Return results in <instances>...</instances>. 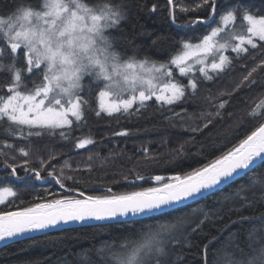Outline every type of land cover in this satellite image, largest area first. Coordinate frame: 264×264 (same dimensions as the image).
Masks as SVG:
<instances>
[{
  "label": "snow or ice",
  "instance_id": "obj_1",
  "mask_svg": "<svg viewBox=\"0 0 264 264\" xmlns=\"http://www.w3.org/2000/svg\"><path fill=\"white\" fill-rule=\"evenodd\" d=\"M166 5L172 24H176L179 8L184 15L202 13L189 19L187 24L208 29L195 44L171 36L156 37L152 47L169 52L167 61L153 60L146 54L141 56L140 47L133 44L134 37H117L108 31H123L119 25L128 18L130 4L127 0H17L7 13L0 11V126L7 125L4 132L9 136L17 133L23 136L26 128L24 138L27 139L55 135L59 130L61 139L70 140L73 126L86 123L85 108L95 111L97 116L102 113L132 115L147 108V102L153 98L161 106H172L181 103L189 89L195 95L197 80L189 77L186 85L181 83L175 78L174 70H169L171 65L181 76H188L189 62L195 58V63L202 65L199 71L203 78L212 80L207 68L218 74L230 67L233 59H240L251 50L264 52V0H259L258 11L252 10L255 4H245L243 0H234L229 5L222 0H195L193 5L187 6L183 0H166ZM157 7L153 4L151 12H157ZM211 24L216 26L211 27ZM122 43L131 48V55L120 50ZM225 52L236 56L224 55ZM209 56L210 63L207 62ZM259 69H264V59L250 69L244 66L247 74L227 95L232 96L243 88L264 86V77L257 80L255 76ZM93 101L98 102L95 109L91 107ZM227 104L228 100H222L215 105V113H201L206 122L191 131L203 132L216 117L223 118L222 110ZM175 115L179 117L181 113ZM248 115L261 122L231 147L221 149L219 155L183 175L145 177L137 173L135 180L148 179L154 186L119 195L84 197L81 192L83 199L65 196L15 211L0 210V241L70 222L109 221L123 227L120 218L131 217L126 222L127 233L112 243L105 241L99 248L93 246L88 250L101 257V264H185L188 255L185 249L193 247L197 251L192 255L199 264H264V223L243 233L231 232L219 247H212L232 224L264 219V212L239 215L242 208L264 202V100ZM113 134L127 136L129 133L122 130ZM94 143L89 135L77 138L74 146L84 149ZM0 144L3 166L11 169L10 175L16 176L18 166L9 163V159L14 161L16 157H9L4 150L13 146L7 140ZM18 151L23 157L29 156V151L23 147ZM143 151L148 158V149ZM173 151L179 155L169 163L188 158L183 145ZM54 158L50 155L48 161L40 159V169L32 167L29 159H24L19 166L24 167L26 173H33L37 180L44 179L41 171L50 167L47 177L64 189L63 167L68 165L65 162L58 174L56 166L51 164ZM241 173L252 174L248 183L238 186L233 194L222 193L216 201L219 207L214 210L198 207L155 223L136 219L153 213L167 217L165 209L208 196L213 189L233 182ZM124 179L129 180V177L124 176ZM107 191L111 193L112 189ZM10 195H15L12 188H0V204ZM225 206L228 213L238 214L236 218L229 215L228 221L217 229V235L205 232L206 223L223 220ZM136 225H140L139 229ZM197 234L206 240L194 245L192 237ZM84 259L87 264H97L90 257Z\"/></svg>",
  "mask_w": 264,
  "mask_h": 264
},
{
  "label": "trees",
  "instance_id": "obj_2",
  "mask_svg": "<svg viewBox=\"0 0 264 264\" xmlns=\"http://www.w3.org/2000/svg\"><path fill=\"white\" fill-rule=\"evenodd\" d=\"M16 2L17 0H0V11L7 13L15 7ZM127 2L130 4L128 18L121 21L119 25V29L123 31L118 29H109L108 31L117 37H134L133 44L140 47L141 56L146 54L153 60L167 61L169 52L157 51L152 47V41L156 37L171 36L175 40L186 39L195 44L208 31L204 26H189L187 24L189 19H195L202 13L189 12L184 15L179 12V8L176 9V24H172L166 0H127ZM194 2L195 0H183L186 6L193 5ZM222 2L229 5L234 3V0H222ZM243 2L255 4L256 7L252 9L253 11L260 9L259 0H243ZM153 4L158 6L155 13L151 12ZM215 26V24H211V27ZM141 32L151 33V35H141ZM120 50L127 51L128 55L132 54L131 48L127 44L122 43ZM226 55L236 56L233 52H228ZM252 57H255V60ZM261 59H264V52L251 50L248 54L242 55L240 59H233L231 66L223 72L217 74L209 70L208 74L213 77L212 80L204 79L203 74H199V71L192 72V78L196 79L198 83L196 93L192 95L189 89L184 100L176 105L164 104L161 106L160 103L154 102L155 98H153L152 101L147 102L149 106L141 109L138 113L132 115L117 113L112 116L104 113L97 116L95 111L85 108L86 123L80 127L73 126L70 140L61 139L58 134L59 130L55 135L45 134L41 138L25 139L28 131L25 128L23 136L19 133L9 136L4 132L7 125L0 126V142L7 140L13 146L11 149L4 150L8 152L9 157H16L14 161L9 159V163L18 166L17 175H10L11 169L3 166L4 157L0 156V188L10 187L15 193V195L6 197L5 202L0 204V210L15 211L29 207L34 203L65 196L83 199L89 195H119L139 191L154 186V182L148 179L135 180L134 177L137 173L145 177L170 176L177 173L183 175V173L206 163L219 155L221 149L231 147L238 142L243 138L245 132L250 131L261 122L259 119H250L248 113L261 100H264V86H253L251 90L243 88L232 96L227 95L233 92L243 76L247 74L244 66L250 69ZM174 67L171 65L170 69ZM255 76L257 80L264 77V69H259ZM177 79L185 85L188 82L187 76ZM222 100H228V104L222 110L223 118L216 117L212 125L203 132H192L189 126L202 127L206 122V119H201V113H215L217 111L215 105ZM97 106L98 102L93 101L91 107L95 109ZM170 108L171 110H169ZM175 113H181V116L178 117ZM122 130H127L129 134L127 136L113 134ZM89 135L95 140V143L87 145L81 150L76 149L74 146L76 139ZM181 145L184 146L188 158L179 160L175 164L169 163L174 156L179 155L173 150ZM21 147L33 149L35 152L33 159L29 157L27 159L31 161L32 167L37 169H40V159L37 157L48 161L50 155L54 156L51 164L56 166L58 174L67 160L87 157L88 150L91 148L102 154L100 160L97 159V163L93 162L90 166H85L82 163L81 169L63 167L62 179L65 188L61 189L51 177H47V171L51 170L50 167L41 171L42 177L45 178L37 180L33 173H26L24 167L19 166L24 159L20 158L16 149ZM145 148L148 149V158L145 157L143 151ZM197 153L202 155H196ZM67 165L70 166V162H67ZM251 175V173H245L208 196L166 211L167 217L160 213L141 218V220L145 223L164 221L172 216L186 214L198 207L214 210L219 207L216 201L222 196V193L233 194V190L238 186L248 183ZM124 176H128L129 180H125ZM109 188L112 189L111 193L107 191ZM69 189H75V191ZM81 192L84 193V197L80 196ZM50 193L56 195L53 196ZM243 195L244 193H241V196ZM260 212H264V202L258 201L252 207L242 208L239 215L253 216ZM229 215L235 219L238 214L228 213L227 206H225L223 220L217 221L215 224L206 223L204 231L211 235H217V229L228 221ZM126 222L121 221L124 224L123 227H116L115 223L79 226L14 241L0 248V264H87L85 256L90 257L97 264H101V257L95 251L88 250L93 249V246L99 248L105 241L112 243L114 239L127 233L129 228ZM262 223H264V219L232 224L212 247L214 249L219 247L231 232L243 233L244 230L260 226ZM107 224L113 226L107 228L105 227ZM135 227L139 229L140 225ZM241 239H243V235ZM192 240L195 245L204 242L206 237L197 234L192 237ZM185 251L188 253L185 256V264H199L198 259L192 255L197 251L195 247L186 248Z\"/></svg>",
  "mask_w": 264,
  "mask_h": 264
},
{
  "label": "water",
  "instance_id": "obj_3",
  "mask_svg": "<svg viewBox=\"0 0 264 264\" xmlns=\"http://www.w3.org/2000/svg\"><path fill=\"white\" fill-rule=\"evenodd\" d=\"M243 174H245V173H241V175L240 176H237L235 179L241 177ZM223 186H225V185H222L221 187H223ZM216 190H218V189H213L211 191V193H213ZM200 198H202V197H196L194 199H190L188 201H185L183 204L177 205L174 209L179 208V207H182V206H184V205H186L188 203H191V202H193V201H195L197 199H200ZM170 210H173V209H165V212L166 211H170ZM156 214H160V213H153V214H150V216H153V215H156ZM141 218H145V217H138L136 219H141ZM131 219H132L131 217H128V218H120V222L121 221H128V220H131ZM106 223H116V222H109V221H85V222H70L68 224H63L62 223L60 225H57V226L52 227V228H49V229H45V230H42V231L30 232V233H26V234H24L22 236H19V237L10 239V240L0 241V248H2L5 245H7V244H9L11 242H14V241H18V240H22V239H26V238H30V237H35V236L42 235V234H45V233H49V232H52V231H57V230H61V229H68V228H74V227H79V226H88V225H97V224H106Z\"/></svg>",
  "mask_w": 264,
  "mask_h": 264
},
{
  "label": "rangeland",
  "instance_id": "obj_4",
  "mask_svg": "<svg viewBox=\"0 0 264 264\" xmlns=\"http://www.w3.org/2000/svg\"><path fill=\"white\" fill-rule=\"evenodd\" d=\"M228 52H225L224 53V55H226ZM207 62L208 63H210L211 62V56H209L208 58H207ZM174 65H172V67H173ZM189 66H190V71H189V73H188V75H191V76H187V79L189 78V77H192V72L193 73H196V71H199V68L202 66V65H200V64H197V63H195V58L192 60V61H190L189 62ZM169 70L170 71H172V70H174V76H175V78L177 79V78H183L184 76H181L180 74H179V71H178V69H175V67L174 68H169ZM209 70H211V68L209 67V68H207L206 69V71L207 72H209ZM199 74H202V73H200V71H199ZM188 81V80H187ZM186 81V82H187ZM202 119V118H201ZM193 127H195V126H189V128L190 129H192ZM26 150H28L29 151V158L30 159H33V156H34V154H35V152L33 151V149L32 148H25ZM81 150V149H80ZM89 151V153L87 154L88 156L87 157H84V158H81V159H75V160H67L66 162H70V166H67V167H69V168H71V167H76V168H80L81 169V167H82V163H83V165H85V166H90V165H92V163L94 162V163H97V159H99L100 160V158H101V152H98V151H95V149L93 150L92 148H91V150L89 149L88 150ZM93 152H94V154H93ZM16 153L20 156V158H22V159H27V157H23V156H21L20 155V153H19V151H18V149H16ZM39 156H41V155H39ZM89 156H91L92 158L91 159H89ZM38 159H41V157H37ZM72 162V163H71ZM89 169V168H88ZM7 197V196H6Z\"/></svg>",
  "mask_w": 264,
  "mask_h": 264
}]
</instances>
